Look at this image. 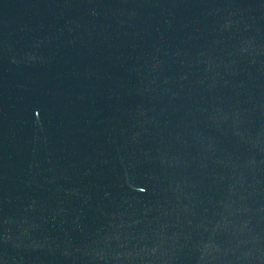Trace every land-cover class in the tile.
<instances>
[{
	"label": "water",
	"instance_id": "1",
	"mask_svg": "<svg viewBox=\"0 0 264 264\" xmlns=\"http://www.w3.org/2000/svg\"><path fill=\"white\" fill-rule=\"evenodd\" d=\"M0 264H264V0H0Z\"/></svg>",
	"mask_w": 264,
	"mask_h": 264
}]
</instances>
